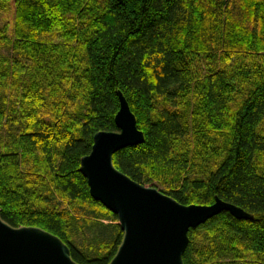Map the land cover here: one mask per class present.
Returning a JSON list of instances; mask_svg holds the SVG:
<instances>
[{"label":"trees","instance_id":"obj_1","mask_svg":"<svg viewBox=\"0 0 264 264\" xmlns=\"http://www.w3.org/2000/svg\"><path fill=\"white\" fill-rule=\"evenodd\" d=\"M13 24L0 29L7 223L56 235L79 264L111 262L118 217L80 168L97 133L119 132L120 91L145 141L115 154L118 170L183 205L219 198L253 216L190 230L184 264H264V0H15ZM80 222L102 228L103 253L76 246Z\"/></svg>","mask_w":264,"mask_h":264},{"label":"water","instance_id":"obj_2","mask_svg":"<svg viewBox=\"0 0 264 264\" xmlns=\"http://www.w3.org/2000/svg\"><path fill=\"white\" fill-rule=\"evenodd\" d=\"M119 132H99L89 155L81 160L91 197L118 217L122 242L109 264H184L189 232L229 212L250 220L243 209L216 198L212 205H183L155 186L135 182L118 170L114 156L141 145L145 136L124 95L117 92ZM0 264H79L70 247L56 235L37 227H13L0 209Z\"/></svg>","mask_w":264,"mask_h":264},{"label":"rangeland","instance_id":"obj_3","mask_svg":"<svg viewBox=\"0 0 264 264\" xmlns=\"http://www.w3.org/2000/svg\"><path fill=\"white\" fill-rule=\"evenodd\" d=\"M6 9H1L0 10V29L7 28L8 34L13 30V23L15 20V0H9L8 4H6ZM4 54L7 55V51L4 49L3 50ZM149 186H155V185H149ZM157 187L160 191H162V188L159 186ZM91 222V220H88ZM96 221V220H94ZM94 223H99V222H94ZM102 223L104 225L110 226L111 222L110 220H102ZM88 222H80L74 224L75 227V234L73 235L72 239L76 246L81 247L84 251L88 253V255H96L99 251L100 254L105 251V248L108 246L103 245L102 242L106 241L100 240L99 235L100 231L102 228L97 225V224H91L88 225ZM119 227V221L116 223ZM88 226L90 228H88ZM254 261H259L260 258H255L253 259Z\"/></svg>","mask_w":264,"mask_h":264}]
</instances>
